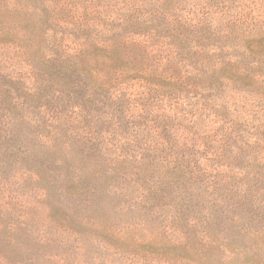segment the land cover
I'll return each instance as SVG.
<instances>
[{"label": "trees", "instance_id": "trees-1", "mask_svg": "<svg viewBox=\"0 0 264 264\" xmlns=\"http://www.w3.org/2000/svg\"><path fill=\"white\" fill-rule=\"evenodd\" d=\"M0 264H264V0H0Z\"/></svg>", "mask_w": 264, "mask_h": 264}]
</instances>
